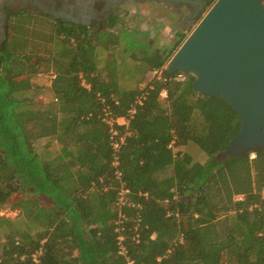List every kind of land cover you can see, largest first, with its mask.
Listing matches in <instances>:
<instances>
[{"label": "trees", "instance_id": "16d2710c", "mask_svg": "<svg viewBox=\"0 0 264 264\" xmlns=\"http://www.w3.org/2000/svg\"><path fill=\"white\" fill-rule=\"evenodd\" d=\"M17 17L0 51V207L24 196L19 225L0 216V264H264V149L214 158L239 131L232 107L168 74L172 52L100 58L115 34ZM46 73L48 86L33 84ZM47 138L52 158L33 148Z\"/></svg>", "mask_w": 264, "mask_h": 264}, {"label": "water", "instance_id": "95a60500", "mask_svg": "<svg viewBox=\"0 0 264 264\" xmlns=\"http://www.w3.org/2000/svg\"><path fill=\"white\" fill-rule=\"evenodd\" d=\"M176 26L191 29L164 69L191 76L195 91L221 97L240 122L214 158L222 162L264 149V0H214Z\"/></svg>", "mask_w": 264, "mask_h": 264}, {"label": "flooded vegetation", "instance_id": "af4514ba", "mask_svg": "<svg viewBox=\"0 0 264 264\" xmlns=\"http://www.w3.org/2000/svg\"><path fill=\"white\" fill-rule=\"evenodd\" d=\"M213 1L169 0L167 3L165 0H0V51L7 39L9 20L23 12L45 18L52 24L83 26L89 35L101 37L104 34L116 33L121 27L123 18H128L131 13L137 19L136 22L139 21L141 19L138 17L141 15L140 5L149 6L151 13L154 14L156 5L161 7L165 5L169 7V12L178 13L177 22H179L183 15L196 12L202 6L204 9L208 8ZM157 26L152 27L160 30ZM190 29L172 27L169 36L172 41H175L182 33H187ZM140 31L143 30L140 29Z\"/></svg>", "mask_w": 264, "mask_h": 264}, {"label": "rangeland", "instance_id": "374dc122", "mask_svg": "<svg viewBox=\"0 0 264 264\" xmlns=\"http://www.w3.org/2000/svg\"><path fill=\"white\" fill-rule=\"evenodd\" d=\"M17 20L18 22L21 23H23L22 21H26L29 24V28L34 24L33 29H36L38 31L40 30L43 32L49 29L50 25H52L50 21L42 17L40 18L36 17V19L33 18L29 20L26 16L20 15L17 17ZM136 20L137 19L135 18V16H133L132 13L131 16H128V18H123L122 22L120 23L121 27L118 29L116 33H114L117 36L115 38L117 40L116 41L117 43L114 44V46L112 45L108 52L105 51L100 52L99 55L100 58H104L105 55L108 53L110 54L111 50H114V53L123 52L124 49L135 51L137 49L136 47L137 45L140 46L141 48V49L138 48L137 50L139 53L149 52L151 49L153 50L160 48L166 52L169 53L172 52L173 54L176 51V49L179 47L181 42L186 38V36L190 32L188 31L187 33L181 34L177 40L172 41L169 36L170 35L169 32L171 31V29L166 24L164 25L162 22L158 21L155 18L148 19L146 17L145 19H140L137 22ZM153 25H158L159 27L158 26L157 27L160 28V30L154 29V27H152ZM141 27L142 28L147 27V30H143ZM123 29L126 32L122 31ZM134 29H138V30H134ZM140 29H142L145 32L140 31ZM130 30H133V32H131ZM127 31L130 33H128ZM134 37L135 39H138L136 41L139 44H134L133 41ZM129 50H126L127 54L129 53ZM139 63H140L139 57L136 60L128 59L126 68L124 69V73L126 76V82H125L126 85L130 86V84L131 83L133 84L134 82L133 79H136L135 76H131V75L135 74V72L133 71V67H135V65H137L139 69L140 66ZM141 72L142 69L140 70V73ZM153 76H154L153 73L145 74L144 75L145 80H143L142 86H145V83L148 84L147 81L148 80L150 81L153 78ZM128 78H132V79H128ZM51 79L52 76L49 73H46V74H39L38 76L34 77L32 81L33 84L37 86H48L50 84ZM181 150L190 153L196 161L199 162L206 161V157L204 156V154H202V152L193 145H189L184 148H181ZM168 174H170V171H167L166 175ZM20 199H22L21 193L15 194L9 200L8 204L0 207V216L12 220V222H14V225L20 224V216H19L20 212L14 206V204ZM1 226H3V224L0 223V240H2L3 237L2 233L6 229V227L1 228Z\"/></svg>", "mask_w": 264, "mask_h": 264}, {"label": "crops", "instance_id": "0c3cea01", "mask_svg": "<svg viewBox=\"0 0 264 264\" xmlns=\"http://www.w3.org/2000/svg\"><path fill=\"white\" fill-rule=\"evenodd\" d=\"M168 9H169V7H167L165 5L163 7L156 5L155 6L156 13L154 14V13H151L149 6L140 5V14L141 15H139L138 17H141V19H145L146 17L148 19H150V18L154 19L155 18L158 21L162 22L164 25L166 24L171 29L172 27H176V25H178L180 23L182 18H180L181 20L179 22H177L179 19L178 13L169 12ZM153 26H157V25H153ZM142 29L147 30V27H144ZM169 34H170V32H169ZM182 34H184V33H182ZM125 68L126 67H124V69ZM124 69H123V72H124ZM147 73H151V72H147ZM149 82L150 81L148 80L147 83H149ZM146 85L147 84L145 83V86ZM117 123L119 125H124L125 119L124 118H118ZM33 148H34L35 153L42 155V156H45L46 158H49V157L52 158V157L56 156V153L59 151L60 146L58 145V142L56 139L47 138V139L36 141L33 145ZM61 166H63V165H61ZM19 193L20 192H18L16 194H19ZM23 196L24 195H22V198H23Z\"/></svg>", "mask_w": 264, "mask_h": 264}, {"label": "built area", "instance_id": "2783aa9c", "mask_svg": "<svg viewBox=\"0 0 264 264\" xmlns=\"http://www.w3.org/2000/svg\"><path fill=\"white\" fill-rule=\"evenodd\" d=\"M52 77H53V76H52ZM182 78H183L182 75H179L178 79H182ZM113 122H114V121H113L112 119H108V120H107V123H108L110 126L113 124ZM116 122H117V119H116ZM112 135H113V136L116 135V132H115V131H112ZM117 147H118V143L114 141V143H113V148H114V149H117ZM250 157L253 158V157H254V154H251ZM242 198H243L242 196H236V197H235L236 200H242ZM2 241H3V240H0V242H2Z\"/></svg>", "mask_w": 264, "mask_h": 264}]
</instances>
